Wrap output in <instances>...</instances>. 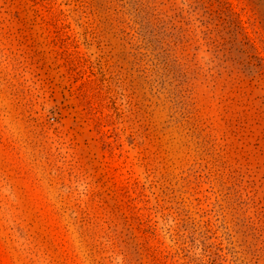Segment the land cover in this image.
<instances>
[{
	"label": "rangeland",
	"instance_id": "374dc122",
	"mask_svg": "<svg viewBox=\"0 0 264 264\" xmlns=\"http://www.w3.org/2000/svg\"><path fill=\"white\" fill-rule=\"evenodd\" d=\"M0 264H264V0H0Z\"/></svg>",
	"mask_w": 264,
	"mask_h": 264
}]
</instances>
